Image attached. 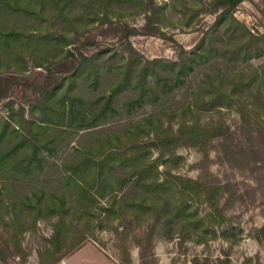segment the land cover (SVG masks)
Returning a JSON list of instances; mask_svg holds the SVG:
<instances>
[{
  "label": "trees",
  "instance_id": "1",
  "mask_svg": "<svg viewBox=\"0 0 264 264\" xmlns=\"http://www.w3.org/2000/svg\"><path fill=\"white\" fill-rule=\"evenodd\" d=\"M147 1L155 4L153 0H0V50L6 57L3 59L0 55V98L10 97L17 80L10 76L2 78V74L9 72L13 64L28 66L26 49L32 48L31 56L33 59L35 56V60H50L65 44L73 42L69 30L78 24L85 30L95 22L106 25L102 36L116 35L129 42L134 32L129 25L113 21L112 16L126 14L127 8L132 6L150 12ZM241 2L210 0L208 12L217 14L215 22L197 50L183 51L178 62L162 58L143 61L137 55L128 58L116 52L107 56V49L91 55L79 51V57L68 51L55 65L57 70L69 72L63 82L31 84L40 96L29 108L15 107L11 103L10 120L0 117V221L7 217L13 231L8 241L0 233V257L8 245H14L16 252L22 251L21 230L34 227L42 217L57 216L55 235L45 249L50 255L60 254L53 262L60 260V248L70 232H65L69 230L65 218L70 214L76 216L78 212L67 207L69 187L78 202L97 203V196L104 198L114 194L111 206H98L108 215H124L129 211L115 193L124 192L128 187L142 192L139 199L129 205L135 216L142 210L158 212L162 209L161 217H168L169 205L175 202L168 194L174 186L184 196L204 195L216 207L215 203L225 192L223 186L209 188L197 180L180 176H176L174 182L167 174L166 179L156 174L153 179L149 176L160 161L167 162L165 156H175L180 144L206 149L209 138L214 135L231 137L230 127L225 122L218 123V128L209 125V121L204 123L201 111L221 113L223 107L239 105L244 141L237 138L239 142L235 147L242 154L247 153V139L253 141L256 134L264 135V64L258 67L250 64L264 58V34L252 33L234 15L233 11ZM178 3L185 6L183 0H173L172 5L178 6ZM187 10L185 7L184 12ZM197 14L195 11L187 23H192ZM18 16L29 21L21 19L14 25L11 19ZM147 19V24L154 25V32L159 30L154 17L147 15ZM72 55L76 61L68 60ZM118 56L123 61L117 67L118 72L113 73L111 62ZM101 58L102 63L99 62ZM65 59L67 64L63 62ZM242 62L253 69L228 72L229 65ZM213 63L218 64L215 71H212ZM197 64L206 65L203 80L198 84L199 94L195 93L190 101L172 103L176 90L183 87ZM100 68L112 75L105 85L102 84L105 75ZM87 87L91 88L88 89L90 94L84 91ZM147 105L165 106L161 107V114L154 111L139 117L140 110ZM162 114H169L170 120H176L178 128L175 130L173 125L165 124ZM73 131L102 134L87 144L74 146L73 153L64 157L61 164L59 152L65 150L64 144ZM152 148L159 149L157 159L152 158ZM49 171L57 174L60 185L65 186L63 191L52 190L49 194L39 185L37 190L31 188V193L11 200V206L3 207L4 190L10 185L39 180ZM49 181L43 177V183ZM116 206L118 209L114 208ZM83 213L89 214L92 220L100 215L89 209ZM257 237L264 238V225L257 229Z\"/></svg>",
  "mask_w": 264,
  "mask_h": 264
},
{
  "label": "rangeland",
  "instance_id": "2",
  "mask_svg": "<svg viewBox=\"0 0 264 264\" xmlns=\"http://www.w3.org/2000/svg\"><path fill=\"white\" fill-rule=\"evenodd\" d=\"M183 1L185 6L181 3L173 6V0H153L154 5L147 1V6L151 7L150 12H142L132 6L127 8L129 12L126 14L112 16L113 21L129 25L134 32L129 42L116 35L102 36V29L106 25L95 22L86 26L85 30L79 24L69 30L70 37L74 38L73 42L65 44L58 54L55 52L52 58L50 57L52 62L46 59L35 60L36 57L33 56V59L31 56L32 48L26 49L24 54L28 59V66L24 68L13 64L9 72L2 74V78L10 76L17 80L12 86L10 97L0 98V117L10 120L11 103L15 107L29 108L31 103L39 98L40 93L34 90L31 84L63 82L69 72H61L55 65L59 64L58 59L68 51L79 57V51L91 55L107 49V56L116 52L128 58L134 54L143 61L158 58L171 62L180 61L183 51L197 50L205 33L217 18L216 13L208 12L210 0ZM185 7L188 8L186 12ZM195 11H198V14L193 17V22L188 24ZM233 13L252 33L264 34V0H242ZM147 15L158 21L159 30L156 32L154 25L147 24ZM21 19L28 20L18 16L17 19H11V22L18 25ZM94 42L98 44H92ZM0 55L6 59L1 50ZM74 56H70L68 60L76 61ZM122 61L119 56L112 60L113 73L118 72L117 67ZM63 62L67 64L68 61L65 59ZM99 62H104L103 58ZM250 64L258 67L264 64V58L253 60ZM217 65L213 63L212 71L216 70ZM229 66V73L244 68L248 71L253 69L245 62ZM205 69L206 65H195L183 87L176 90L172 103L190 101L195 97V93L199 94L198 84L203 80ZM100 71L105 75L102 83L105 85L108 83L107 78L112 75L107 73L105 68H100ZM88 89L91 88L87 87L84 91L90 94ZM161 107L147 105L140 110L142 114L139 117L154 111L161 114ZM220 111L221 113L217 110L201 111V119L204 123L209 121V125L214 124L216 128L218 123L225 122L230 127L229 139H225L222 134L214 135L209 138L206 149L180 144L176 147L175 156H165L167 162L160 161L158 170L155 168L157 171L153 170L149 176L153 179L161 175L166 179L167 174L174 182L176 176H180L197 180L209 188L223 186L225 192L215 203L216 207L208 202L204 195L194 193L184 196L174 186L168 194L169 199L175 201L169 205L168 217H161L162 209L158 212L142 210L135 216L130 212L129 205L138 200V195L142 192L128 187L124 192L115 193L118 198H122V204H126L125 209L129 211L124 215H108L101 212L98 206H111L114 194H108L104 198L97 196V203L85 200L78 202L72 187H69L67 207L72 212H78L77 217L70 214L65 218L66 228L69 229L65 232H70L69 238L60 248V260L53 262L60 254L50 255L45 249L50 246L58 222L57 216H47L40 218L34 227L21 230V252H16L14 245L3 248L0 264H264V238L257 237V229L264 225V135L259 137L256 134L253 141L247 139V153L242 154L235 147V143L239 142L237 138L244 141L239 105L223 107ZM169 116L162 114L165 124L173 125L176 130L178 122L170 120ZM262 116L264 120V113ZM92 131H73L64 144L65 150L59 152L62 157L58 158V162L62 164L64 157L68 158L69 153H73L74 146L87 144L102 134ZM151 151L152 158L157 159L160 155L159 149L152 148ZM43 175L39 180L19 181L18 185H10L4 190L3 207L11 206V200L18 195L20 197L31 193V188L37 190L39 185L46 188L49 194L52 190L65 189L57 180L55 172L49 171ZM43 177L49 179V183H43ZM179 207L184 210H179ZM114 208L118 209V206ZM86 209L95 210L100 215L92 220L89 214L83 213ZM9 224L11 223L7 217L0 221V233L6 241L10 238L9 233L13 231Z\"/></svg>",
  "mask_w": 264,
  "mask_h": 264
}]
</instances>
